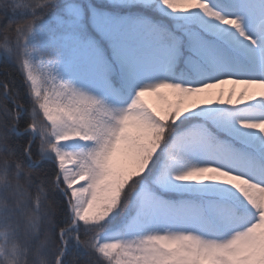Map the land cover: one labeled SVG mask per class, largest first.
Listing matches in <instances>:
<instances>
[{"label": "snow or ice", "instance_id": "6c2138e0", "mask_svg": "<svg viewBox=\"0 0 264 264\" xmlns=\"http://www.w3.org/2000/svg\"><path fill=\"white\" fill-rule=\"evenodd\" d=\"M0 264H264V0H0Z\"/></svg>", "mask_w": 264, "mask_h": 264}, {"label": "trees", "instance_id": "16d2710c", "mask_svg": "<svg viewBox=\"0 0 264 264\" xmlns=\"http://www.w3.org/2000/svg\"><path fill=\"white\" fill-rule=\"evenodd\" d=\"M0 75H2V73H0Z\"/></svg>", "mask_w": 264, "mask_h": 264}]
</instances>
